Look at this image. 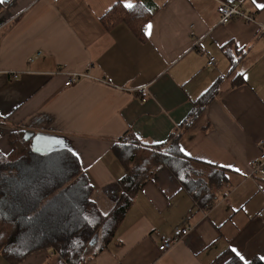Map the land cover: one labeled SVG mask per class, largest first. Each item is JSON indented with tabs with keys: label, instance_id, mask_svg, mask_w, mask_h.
I'll use <instances>...</instances> for the list:
<instances>
[{
	"label": "crops",
	"instance_id": "1",
	"mask_svg": "<svg viewBox=\"0 0 264 264\" xmlns=\"http://www.w3.org/2000/svg\"><path fill=\"white\" fill-rule=\"evenodd\" d=\"M222 2L264 24V8L256 6L264 0L1 3L2 154L16 131L38 153L69 150L102 213L125 173L111 147L126 132L149 145L176 137L183 154L211 166L197 168L204 180L208 168L224 172L204 209L166 167L157 168L113 240L85 264H222L233 248L244 262L264 257V223L255 216L264 204V174L249 168L264 142V32L236 17L218 23ZM58 68L87 70L91 78L64 86V77L51 75ZM212 85L214 95L197 110ZM183 227L188 232L178 242L158 250ZM58 261L45 248L17 264ZM0 264L10 263L0 254Z\"/></svg>",
	"mask_w": 264,
	"mask_h": 264
},
{
	"label": "trees",
	"instance_id": "2",
	"mask_svg": "<svg viewBox=\"0 0 264 264\" xmlns=\"http://www.w3.org/2000/svg\"><path fill=\"white\" fill-rule=\"evenodd\" d=\"M214 92L212 85L196 109ZM9 141L11 151L0 152V254L10 264L45 248L58 254L56 264H85L113 240L133 198L159 167H166L204 209L214 196L213 187L224 179L223 171L211 168L212 173L202 179L204 170L197 168L211 166L183 154L176 137L166 146L149 145L126 132L111 147L125 173L118 180L113 206L102 213L90 198L91 184L72 152L38 153L21 131L10 134ZM214 174H220L216 183L211 180ZM228 255L222 264H245L237 255ZM247 264H264V259L254 258Z\"/></svg>",
	"mask_w": 264,
	"mask_h": 264
},
{
	"label": "built area",
	"instance_id": "3",
	"mask_svg": "<svg viewBox=\"0 0 264 264\" xmlns=\"http://www.w3.org/2000/svg\"><path fill=\"white\" fill-rule=\"evenodd\" d=\"M56 2L57 0H52ZM217 13L219 15L218 23L225 24L231 18L236 17L242 19L246 22H252L257 24V26L264 32V24L259 23L252 14L245 13L238 8L237 5L228 2H222L217 6ZM214 62V58L210 57L208 59V64L211 65ZM51 75H59L64 77V86H71L83 78H91L87 70L76 71V70H65L58 68L51 72ZM259 154L256 158L249 162V168L251 173L264 174V142H259ZM255 216L259 218L264 223V204L257 210ZM188 232V228L183 227L179 234L172 235L161 242L158 246L159 251H165L172 247L176 242H178L182 236Z\"/></svg>",
	"mask_w": 264,
	"mask_h": 264
},
{
	"label": "snow or ice",
	"instance_id": "4",
	"mask_svg": "<svg viewBox=\"0 0 264 264\" xmlns=\"http://www.w3.org/2000/svg\"><path fill=\"white\" fill-rule=\"evenodd\" d=\"M3 2H4V0H0V3H3ZM124 6L126 8H129V9H131L133 7V5L131 3H125ZM256 6L258 8H264V4H257ZM181 151H183V149H181ZM229 167H231V166L229 165ZM232 251L240 258V260H242V261L245 260V258L235 248H233ZM261 259H264V257H262ZM245 264H247L246 261H245Z\"/></svg>",
	"mask_w": 264,
	"mask_h": 264
},
{
	"label": "water",
	"instance_id": "5",
	"mask_svg": "<svg viewBox=\"0 0 264 264\" xmlns=\"http://www.w3.org/2000/svg\"><path fill=\"white\" fill-rule=\"evenodd\" d=\"M92 242H93V240L90 243H92Z\"/></svg>",
	"mask_w": 264,
	"mask_h": 264
},
{
	"label": "bare ground",
	"instance_id": "6",
	"mask_svg": "<svg viewBox=\"0 0 264 264\" xmlns=\"http://www.w3.org/2000/svg\"><path fill=\"white\" fill-rule=\"evenodd\" d=\"M119 208H121V207H119Z\"/></svg>",
	"mask_w": 264,
	"mask_h": 264
}]
</instances>
